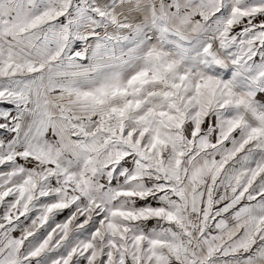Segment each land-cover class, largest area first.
<instances>
[{
	"label": "snow or ice",
	"instance_id": "obj_1",
	"mask_svg": "<svg viewBox=\"0 0 264 264\" xmlns=\"http://www.w3.org/2000/svg\"><path fill=\"white\" fill-rule=\"evenodd\" d=\"M264 0H0V264H264Z\"/></svg>",
	"mask_w": 264,
	"mask_h": 264
},
{
	"label": "rangeland",
	"instance_id": "obj_2",
	"mask_svg": "<svg viewBox=\"0 0 264 264\" xmlns=\"http://www.w3.org/2000/svg\"><path fill=\"white\" fill-rule=\"evenodd\" d=\"M259 98L264 99V97H259Z\"/></svg>",
	"mask_w": 264,
	"mask_h": 264
}]
</instances>
